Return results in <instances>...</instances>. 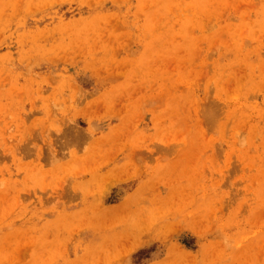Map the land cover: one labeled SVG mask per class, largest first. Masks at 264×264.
I'll list each match as a JSON object with an SVG mask.
<instances>
[{"label": "rangeland", "instance_id": "374dc122", "mask_svg": "<svg viewBox=\"0 0 264 264\" xmlns=\"http://www.w3.org/2000/svg\"><path fill=\"white\" fill-rule=\"evenodd\" d=\"M0 264H264V0H0Z\"/></svg>", "mask_w": 264, "mask_h": 264}, {"label": "bare ground", "instance_id": "6f19581e", "mask_svg": "<svg viewBox=\"0 0 264 264\" xmlns=\"http://www.w3.org/2000/svg\"><path fill=\"white\" fill-rule=\"evenodd\" d=\"M213 107H214V106H213ZM209 108H212V107L210 106ZM204 109H205V108H204ZM206 109H207V108H206ZM212 109H214V108H212ZM204 111H205V110H204ZM212 111H214V110H212ZM212 111H211V112H212ZM205 112H206V111H205ZM209 112H210V111H209ZM211 112L209 113L210 116L212 115ZM214 112H215V111H214ZM214 112H213V114H215ZM200 113H202V112H200ZM202 114H203V113H202ZM201 116H204V115H201ZM206 116H207V114H206ZM210 116L207 117V118H205V120H207L208 118H210ZM211 118H212V117H211ZM208 120H209V119H208Z\"/></svg>", "mask_w": 264, "mask_h": 264}]
</instances>
